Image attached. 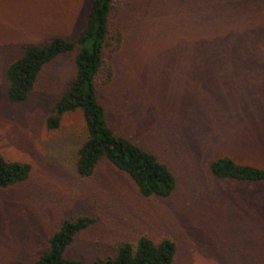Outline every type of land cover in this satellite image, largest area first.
I'll use <instances>...</instances> for the list:
<instances>
[{"label": "rangeland", "instance_id": "obj_1", "mask_svg": "<svg viewBox=\"0 0 264 264\" xmlns=\"http://www.w3.org/2000/svg\"><path fill=\"white\" fill-rule=\"evenodd\" d=\"M91 0H0V154L30 165L0 189V264L32 261L63 219L93 224L66 257H112L139 237L175 243L173 264H264V181L214 180L227 156L264 167V0H117L118 49L98 97L112 129L173 174L165 199L144 198L104 160L89 178L73 168L85 139L78 112L44 121L73 75L75 52L43 67L27 99L5 98L6 66L49 38L74 40Z\"/></svg>", "mask_w": 264, "mask_h": 264}, {"label": "trees", "instance_id": "obj_2", "mask_svg": "<svg viewBox=\"0 0 264 264\" xmlns=\"http://www.w3.org/2000/svg\"><path fill=\"white\" fill-rule=\"evenodd\" d=\"M116 2L91 0L84 25L74 40L52 37L42 45L24 47L22 54L5 68V98L9 103L24 102L44 66L58 56L75 52L73 75L50 107L44 121L45 128L54 130L63 115L78 112L85 139L75 152V174L89 178L97 164L104 160L132 183L139 196L165 199L175 190L173 174L154 154L112 129L98 97L99 84L110 75L105 56L118 49L121 41V31L115 22ZM30 171L28 163L8 160L0 154V189L23 183ZM205 172L214 180L264 181V167L240 164L227 156L209 160ZM92 224L93 219L86 216L63 219L34 260L5 264H173L176 247L169 238L153 242L139 237L134 243L119 245L112 257L96 258L91 262L66 257V251L76 236Z\"/></svg>", "mask_w": 264, "mask_h": 264}]
</instances>
